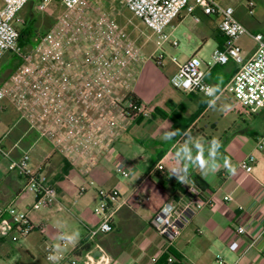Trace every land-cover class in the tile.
Segmentation results:
<instances>
[{"label":"crops","instance_id":"obj_1","mask_svg":"<svg viewBox=\"0 0 264 264\" xmlns=\"http://www.w3.org/2000/svg\"><path fill=\"white\" fill-rule=\"evenodd\" d=\"M84 3L73 15L54 21L38 45L27 50L29 61L13 52L0 58V88L8 104L18 110L12 127L0 136V146L10 159L28 154L29 170L46 174L57 191L51 209L30 210L33 196L24 188L25 179L9 159L0 160V203L13 200L33 224L45 225L41 240L34 231L19 243L0 241V259L25 251L35 262L38 250L49 246L83 264L88 251L73 252L88 243L89 251H102L90 264H264V147L256 148L264 136V109L250 114L240 106L249 122L232 117L231 124L221 125V96L237 66L232 61L207 65L213 50L226 43L219 19L196 7L192 14L184 10L166 29L176 46V38L182 41L187 55L176 61L171 76L178 65L198 58L213 89L207 97L175 90L169 79L146 80L138 68L128 72L127 66H116L112 35L80 26L88 24ZM235 17L248 30L236 40L248 59L256 48L252 35L264 34V26L236 11ZM124 28L133 34L135 27L126 23ZM129 98L148 116L126 115ZM248 155L254 158L250 173L240 167ZM160 161L163 174L150 175ZM116 165L128 170L130 177L116 174ZM190 175L207 184L203 194L212 205L196 211L167 248L150 221L165 203L187 200ZM79 187H84L83 194ZM99 189L117 191V210L112 232L89 242L86 232L99 220L94 214ZM225 196L230 200L224 201ZM238 227L245 232L237 234Z\"/></svg>","mask_w":264,"mask_h":264},{"label":"built area","instance_id":"obj_2","mask_svg":"<svg viewBox=\"0 0 264 264\" xmlns=\"http://www.w3.org/2000/svg\"><path fill=\"white\" fill-rule=\"evenodd\" d=\"M30 0H0V58L6 52H13L27 62L31 59L30 51H23L18 45L19 33L15 23L18 13L27 5ZM57 1L67 10H75L82 0H39L35 10L40 13H47L52 2ZM127 10L137 17L141 23L149 29L157 39L160 46L170 42L172 46L177 45V41H170V35L166 29L185 10L187 14H192L196 7L201 8L203 14L215 16L219 19L218 29L225 37L226 43L222 49H215L210 55L208 66L224 65L232 61L237 66V70L231 80L224 87L223 91L228 92L231 97L238 102L241 108L250 114H256L264 109V34L256 33L252 37L256 48L254 53L244 59L241 48L236 44V40L248 33L235 17V10L230 6H221L214 0H122ZM192 2V3H191ZM249 14L253 8V3L248 1ZM197 20V18H195ZM158 57V62L161 60ZM176 63V59H173ZM201 61L196 57H191L187 62L178 65L176 72L169 78L170 86L184 93L199 92L207 97L213 95L212 87L205 80V73L200 69ZM5 97L4 91L0 88V101ZM125 114L131 118L148 116V112L136 101L128 100ZM264 147V136L257 142L256 148L261 150ZM9 159L12 166L25 179L24 188L33 196L30 210L51 209L57 202V191L55 184L46 174L39 171H30L28 168L29 156L22 154L18 159H10L8 153L0 146V160ZM254 158L248 155L240 161V167L250 173ZM116 174L122 178H129L130 173L121 165L114 168ZM164 172L163 162H158L150 175H161ZM92 185L93 182H90ZM84 187L78 188V193L83 194ZM188 198L183 203H165L158 214L154 216L150 225L165 240L166 247L169 248L180 236L193 215L199 209L211 206L212 202L206 198L203 191L193 184L187 189ZM98 206L94 208V214L98 216V224L86 232V240L93 241L97 236L112 232V216L117 210L116 204L118 193L116 190L97 191ZM148 200V198L146 199ZM230 200L225 196L224 201ZM45 232V225L33 224L28 212L20 209L12 200L8 203H0V241L19 243L28 237L32 232ZM237 234L244 233L243 227L236 229ZM92 252L88 251L84 255L83 264H90L94 260ZM51 257V259H50ZM46 261H69V255L61 252L47 251ZM169 262L172 257H168ZM155 261V259H153Z\"/></svg>","mask_w":264,"mask_h":264},{"label":"rangeland","instance_id":"obj_3","mask_svg":"<svg viewBox=\"0 0 264 264\" xmlns=\"http://www.w3.org/2000/svg\"><path fill=\"white\" fill-rule=\"evenodd\" d=\"M214 1L221 6L234 8L237 15L248 20L257 19L264 26V0ZM248 1L254 5L251 9V14H249L247 7ZM38 2L39 0H30L17 16L15 27L19 36H21L19 47L23 51L36 47L40 42V36L53 28L52 26L56 19L61 20L75 13L73 10L65 9L57 1L50 4L51 12L48 13L49 15L40 13L35 10ZM84 4H86V11L83 12V15L87 17L88 24L80 26L88 27L84 30L112 35L114 44L113 63L116 66H127L128 72L132 71L131 68H138L141 70L144 79L164 82L171 77V72L175 68L176 63L173 59L180 63L186 58L187 55L182 52V41L180 39L176 38L179 44L176 47H171L167 42L159 46L156 36L127 10L122 0H85ZM126 23L134 25L133 34H127L125 31L124 25ZM80 26H78L79 29H81ZM57 30L62 31L63 29L58 26ZM159 56L162 58L160 62L157 60ZM200 68H204L203 63H200ZM222 99L224 101H220L222 102V105L220 104L221 125L231 124L232 117L236 121L239 118V122H249V115L244 113L238 102L228 92H224L221 96ZM223 104L226 105L224 109L226 115L222 111L224 108ZM1 107H6V110H2ZM17 114L18 110L14 106L9 105L5 98L0 101V136L4 135L12 127L18 116ZM133 132L129 131L130 134ZM135 137L140 139L138 136ZM44 141L46 140L44 139ZM44 141L41 140V144L45 145ZM36 158L39 159L38 156ZM96 206H98V203ZM39 239L41 240L40 236ZM46 251H51L49 246L38 250L35 255V262H32L25 251H21L19 255L1 258L0 264H46Z\"/></svg>","mask_w":264,"mask_h":264},{"label":"trees","instance_id":"obj_4","mask_svg":"<svg viewBox=\"0 0 264 264\" xmlns=\"http://www.w3.org/2000/svg\"><path fill=\"white\" fill-rule=\"evenodd\" d=\"M22 34V33H21ZM21 43V36L18 38V45ZM132 101H135L132 98H129ZM191 183L200 189L201 191H205L207 189V184L197 175H190L189 176ZM90 250V244H83L78 250H74L73 254L74 255H79L81 251H89Z\"/></svg>","mask_w":264,"mask_h":264},{"label":"water","instance_id":"obj_5","mask_svg":"<svg viewBox=\"0 0 264 264\" xmlns=\"http://www.w3.org/2000/svg\"><path fill=\"white\" fill-rule=\"evenodd\" d=\"M92 258H97L100 257L102 255V251L99 248H96L93 252H92Z\"/></svg>","mask_w":264,"mask_h":264},{"label":"clouds","instance_id":"obj_6","mask_svg":"<svg viewBox=\"0 0 264 264\" xmlns=\"http://www.w3.org/2000/svg\"><path fill=\"white\" fill-rule=\"evenodd\" d=\"M231 171H233V172H234V171H235V169L233 168V169H231ZM50 259H51V257H50Z\"/></svg>","mask_w":264,"mask_h":264}]
</instances>
